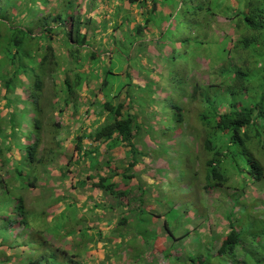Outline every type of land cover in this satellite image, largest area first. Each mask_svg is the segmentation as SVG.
Here are the masks:
<instances>
[{
    "label": "trees",
    "instance_id": "16d2710c",
    "mask_svg": "<svg viewBox=\"0 0 264 264\" xmlns=\"http://www.w3.org/2000/svg\"><path fill=\"white\" fill-rule=\"evenodd\" d=\"M115 1L118 7L111 17L115 23L120 15L122 20L120 26L114 27L129 24L131 7L138 4L143 24L131 31L141 33L151 22L149 43L145 44L144 38L143 43L129 38L126 45L130 49L137 43L140 48L135 56L123 58V61L126 60L124 83L117 87L113 98L123 91L129 111L126 109L123 112V102L112 104V97L109 100L104 96L107 101L100 104L101 108L98 106L99 112L86 110L84 113L86 117L91 113H105L108 120L76 137L74 150L77 160L79 164L85 160L86 166L78 170L75 178L79 180L70 184V188L88 185L119 199L130 193V188L125 194L115 191L113 171L108 169L113 149H128L124 157L128 160L127 166L120 172L123 179L130 182L139 177L138 166L145 157L143 151L137 149L135 141L146 149V139L157 142L159 151L155 152L169 159H172L171 151L180 152L178 145L184 141L188 153L192 154L186 159L192 162L188 164L190 170L187 173H171L173 169L167 165L162 170L163 180L165 177H178L180 184L190 191L183 193L184 198L196 203L204 193L203 189L224 195V198L214 202L216 211L213 210L219 215L218 220L223 216L219 222H224L228 228L219 253L233 252L238 243L240 246V241L246 239L247 228L246 225H236L235 216L245 208L242 203L252 184L264 182V90L256 88L257 85L264 87V67L258 62L264 64V0H237L232 7L231 0H152L151 8L146 6V0ZM102 2L0 0V102L3 101L0 107V115H3L0 117V264H96L97 254L105 253L102 247L98 250L93 248L97 245H92V237H103L98 228L94 236H88L89 230L85 228L79 232L81 237L73 230L76 225L90 222L89 219L95 217V209L102 207L93 204L89 208L87 204L92 201L91 198L85 199L82 207L73 201L63 205L66 196L39 186L44 176L53 174L49 169L50 159L57 160L62 154L61 144L55 140L61 124L54 123L51 117L45 123L43 118L51 116L55 110L63 113L62 107L68 106L71 101L74 102L73 114L84 108L82 101L77 103L75 93L77 89H87L92 79L90 73L82 71L84 64H93L98 57V53L89 50V40L94 39L95 32L108 24ZM98 7L100 12H91ZM225 9L228 10L227 15L220 16ZM101 14L104 15L98 22ZM219 17L225 22L221 26H217ZM219 30L220 34L216 35ZM180 31L184 32L183 39L171 45L174 33ZM234 34L237 39L231 44ZM166 36L168 38L163 39ZM116 41L113 40L114 46ZM139 56L144 57L146 64L137 61ZM203 56L211 57L210 63L216 71L212 79L209 78L201 86L203 82L198 84L193 77L187 78V72L192 74V67L197 65L194 62L197 63ZM252 69L258 71L252 73ZM104 74L103 79L99 72L95 74V77L101 76L98 78L103 82L100 81V88L106 84V75H114L110 68ZM254 76L257 79L251 80ZM47 86L56 95L55 103H52V98L45 102L48 99L44 96ZM20 91H26V95ZM194 103L199 104L194 120L197 127L187 121ZM29 113L34 118L28 123L25 119ZM140 115H146L147 120L140 122ZM79 118L84 122L83 115H80L74 122L76 125ZM50 131L53 137L46 140L44 134L49 135ZM189 133L193 134L191 141L188 140ZM176 136L180 140L173 143ZM3 140H6L5 144ZM83 140L101 143L105 150L101 165L112 172L107 178L98 177L97 182H93V171L100 172L102 169L98 160L101 147L86 150ZM66 162L68 164L69 160ZM193 162L196 167L202 166L201 175L196 168L193 169ZM56 169L60 172L59 167ZM70 171V176L68 173H61L59 177L54 175L56 182L63 175L73 179L74 172ZM185 177L199 179L203 189L194 192L189 184L182 182ZM62 182L59 180L58 186ZM142 183L135 188L141 190ZM195 184L200 188L198 183ZM161 186L166 189L167 184ZM35 189L44 190L41 192L48 196L39 195L28 207L25 196ZM153 197L149 195L152 200L145 204L143 196H140L135 209L120 212L123 215H119L113 231L126 225L131 218L133 223L135 220L139 222L136 229L139 239L141 231L148 236L146 227L149 228V222L159 226L161 219L160 226L169 232L167 224L175 221L178 214L171 212L172 206H167L168 202L172 204L171 201L159 204L157 197ZM188 203L191 206L193 202ZM156 204L162 207V214L155 211ZM197 207V212L185 210L186 216L198 215L204 219L205 207ZM230 207L231 210L224 214ZM67 208L73 209V223L67 221ZM143 208L146 215L139 219V211ZM262 210L264 213V205ZM31 215L33 219H30ZM166 216L169 221L163 220ZM259 223L264 228V219H260ZM36 224L40 228H34ZM45 229L71 243L77 235L75 239L79 241V250L69 252L50 246L41 236ZM123 239L125 236L117 234L107 241L117 247L124 242ZM105 245L103 242V249ZM84 252L86 258L82 257ZM131 253L134 254V251ZM95 258L96 261H90Z\"/></svg>",
    "mask_w": 264,
    "mask_h": 264
},
{
    "label": "rangeland",
    "instance_id": "374dc122",
    "mask_svg": "<svg viewBox=\"0 0 264 264\" xmlns=\"http://www.w3.org/2000/svg\"><path fill=\"white\" fill-rule=\"evenodd\" d=\"M151 1L152 0H146V6H149L151 8ZM237 0H231L230 6L232 7L233 3H235ZM84 3V2H83ZM102 4L104 6L102 7L103 10H105L106 19H107V25L105 28H100L99 32H95L96 37L92 40H89L90 48L89 50L94 51L98 53V57L94 61L93 64H84V69L82 73H90L92 76V79L90 81V84L88 85V88H82L81 91L77 89L75 93V99L77 103H81V101L84 103V108H79V112L75 115L74 112V102L71 101L68 106H63L64 109L63 113L58 112L55 110V112L50 116L46 115V117L43 118V121L46 123L49 121L50 117L53 118L54 123L61 124L60 131L58 132L56 136V141L61 144V155L60 157L55 160L54 158L51 161V165L49 166L50 172H52V175H46L43 177V181L40 182L41 187H44L43 189H49L54 190V192H58L60 196H66L67 200L63 203L66 204L68 201H73L78 206H83L85 204V199L88 200V198H91L92 201L87 204V206L92 207L93 204H99V202H103V199L106 197L105 194L99 190L91 189L88 185L85 187H77L76 189L70 188V184H73L75 181H78L79 178L75 175L77 174L78 170L83 169V167L86 166L85 160H83L80 164L76 157V150H74V144L76 142V137L81 135V132H90V130L96 128V126L105 124L108 120V115L104 113V115H99L97 113H91L89 116L86 117L84 113L86 110H89V112H99L98 106L100 104H103L105 101H107V97L110 100V96L112 97L111 103L117 104L119 102H123L124 109L123 112L127 109L129 111V106L127 105V101L125 100L124 92L122 91L120 95L116 98H113L116 96L117 93V87L121 86L123 82V77L125 75L126 70V60L123 61V58H128L130 56L133 57L139 52L137 43L133 44V46L130 47V49H127L126 45L130 39H135L138 42L145 39V44L149 43V31L151 22L149 23V26H146V29L142 30L141 33L135 32L133 33L131 30L132 28H138L142 26V16H141V9L139 8L138 4H135L132 6L131 11V17L128 19L131 22L129 24H124L121 28L114 27L115 25H119L121 19V15L118 18V20L115 23V19L112 18L113 12H115L116 8V1L115 0H103ZM100 7L93 8L91 12H100ZM125 9V8H124ZM230 10V9H229ZM164 12H167L165 10ZM228 13V10L222 11L220 16H226ZM104 14H101L99 19L97 21L99 22L102 20ZM124 22V21H123ZM224 22V19L219 17L217 20V26H221ZM115 28V29H113ZM223 29V28H222ZM221 30H219L216 35L220 34ZM183 31H180L179 33H174V37L172 38L171 45H176V42L180 39H183ZM91 35V34H89ZM125 35L127 38H125ZM236 36L233 35L231 39V44H234L236 42ZM144 38V39H143ZM168 38V36L163 37V39ZM170 38V37H169ZM113 40H118L115 42V46L113 45ZM125 40V44L120 43V41ZM113 45V46H112ZM154 45V44H153ZM128 46V45H127ZM146 46V45H145ZM132 54V55H131ZM195 54H198V52H195ZM210 56H203L198 59L197 63L194 62L197 65H194L192 67L193 73L190 74L187 71L188 77L187 78H194L198 84L203 82L201 86L206 84V81L210 78L212 79V76L214 75V72L216 71V68L213 67V65L210 63L211 60ZM137 61L141 64H146L145 59L143 56H139L137 58ZM259 66L264 64L262 61H259ZM216 66V65H215ZM108 68L113 70V76L112 75H106V84L102 88H100V81L102 80L98 79L99 77H95L96 72H99L100 75H103L105 71L108 70ZM258 69H252L251 72L255 73ZM260 71V69H259ZM93 74V75H92ZM105 75V74H104ZM104 75L102 76V79L104 78ZM135 75V74H134ZM257 78L251 77V80H256ZM123 82V83H122ZM258 83V82H257ZM51 84V83H49ZM121 84V85H120ZM58 87L59 85L56 84ZM47 86L45 88L44 96L45 102L48 101L50 98H52V103H55L57 101V98L55 97V93L53 92L52 88ZM256 88H260L264 90V87L256 86ZM22 95H26V91L19 92ZM3 101L0 102V107H2ZM101 108V106H100ZM199 110V104H191V108L188 113L187 121L193 126L197 127V123L195 120V116ZM149 111V110H148ZM83 115L84 122L80 121V118L78 119L77 125L75 120L78 116ZM3 116L2 114L0 117ZM34 118L31 113H29L25 119L26 122H30ZM140 122H144L147 120L146 115H140L139 119ZM82 122V123H81ZM86 133V134H87ZM190 134V133H189ZM188 140L191 141V138H193V134H190ZM53 137V134L45 135L44 138L46 140H50ZM176 139L173 143H178L180 140L179 137H174ZM34 137L32 138L33 141ZM4 144L6 143V140H3ZM147 141V149L146 147L139 144V142L135 141V145H137V149L139 151H143L145 154V157L140 161V164L138 166L139 171V177L134 178L132 180L134 183L138 181L140 183L141 180H143V187L140 189L134 188L132 192L128 193L127 195L121 196L119 199H108L103 203V206L110 205L113 208H115L118 205H121L120 209L117 211L114 210V216L119 219L120 212H130L131 210L135 209L138 206V200L140 196H143V201L145 204H147L152 199L149 198L150 196H156L159 200V204H161L162 201H171L172 204L169 202L167 203L171 208V212H175L177 217L175 218V221L169 222L167 224V229L169 232L165 230V228L161 227L162 219L159 221V226L150 225L151 222H149V228L146 227V231L148 233V236L144 234V231H141V239H139L136 236V229L138 228V220H135L133 223V220L130 218L129 222L122 226L121 229H119V234H122L125 236V239H123L124 242H122L119 246H115L114 243L111 241L108 242L107 239L109 238L108 235H103L102 238L98 237H92L94 240L92 242V245H97L96 247H93L94 249L97 248L98 250L102 247V252L105 253H99L97 254L98 259L96 264H264V228L260 225L259 220L264 219V213L262 210V204L264 203V182L262 184H252L251 189L247 192V200H245L242 204L245 206L235 216V222L236 225H246V239L242 241L241 245V252L237 250L238 253L234 252H223L222 254H217L216 252L210 253V248L214 247V234L215 232L222 234V237L227 234L226 228L227 226L224 224V222L220 223L219 220L223 216H221L218 220V214L213 213V210L216 211V208H214V202L218 198H224V195L217 192L218 194L212 192V190L203 189V186L201 184V181L199 179H191V178H184L186 181H182L183 183L189 184L190 189L194 192L199 190H205L204 193H202L197 198L196 201L187 200L184 198L183 193L186 192L187 194L190 192L189 189H186L184 185L180 184V180L178 177L166 179V177L163 180L164 173L162 172L163 168L167 165H170L172 167L171 173H181L185 172L187 173V170H190V166L188 164L192 162H187L186 159L190 158L192 154L188 153L186 143L182 141L178 147L181 148L180 152H173L171 151L172 155L170 156L172 159H169L168 157H164L163 154L157 153L155 151H159L158 149V143L154 141ZM28 143V141L26 142ZM198 145H200V142H197ZM82 145L85 146L86 150L89 148L101 147V143H94L88 140H83ZM176 148V145H174ZM166 147H168L166 145ZM13 148L11 149V153ZM127 148H121L117 150V153L121 154V168L123 171V168L127 165L128 160H125V153L127 152ZM192 152H196V150L191 149ZM101 159L99 167L101 169L100 172L103 171V166L101 165V162H103L102 155L104 154L103 148H101ZM161 152V151H160ZM85 157V156H84ZM200 157V155H198ZM55 160V161H54ZM67 160H69V163L66 164ZM77 160V162H76ZM195 162V161H194ZM193 162V164H194ZM192 165V164H191ZM60 169V172L58 171V168ZM193 169L196 168V171L201 172L202 166H197L194 164ZM70 170H73L74 177L73 179H67L64 175L62 177L57 178V182L59 180L63 181L59 186L56 182V176L59 177L61 173H68V176L72 175ZM48 172V170H47ZM100 172H94L92 173V176L94 177L93 182H97L98 177H102L105 175H102ZM87 173V172H85ZM112 173V172H111ZM108 175V173H107ZM116 174L115 181L118 185V187H123L124 184L126 185L127 182L125 180H122L119 176ZM184 175V174H183ZM201 175V173H200ZM64 177V178H63ZM63 178V179H62ZM92 179V180H93ZM194 181V182H193ZM195 183H198L200 185V188L196 186ZM89 184V182H88ZM161 184H167L166 189H163ZM130 188V186H127ZM44 191V190H41ZM41 191H38L35 189L32 193H28L25 196L26 204L29 207L32 200L39 195L43 197L44 195L48 196L47 194L42 193ZM117 194H125V193H117ZM146 195V196H145ZM153 197V198H154ZM252 199V200H251ZM187 201V202H186ZM107 202V203H106ZM188 202H193L192 205ZM203 206L205 207L203 209V212L206 214L207 220H214L212 226V230L208 229V226L206 225V219H202L200 216H186L185 210L191 209L195 212L198 211L197 206ZM184 206H187L186 208ZM189 206V207H188ZM80 207V208H81ZM155 211L157 213L162 214V207L159 205H155ZM214 208V209H213ZM231 210V207L228 209V211H225L224 214L229 212ZM145 209H141L139 211V219L141 216H145ZM255 212H258L255 217ZM68 216H66L67 221L69 223H73V209L67 208ZM185 214V217H182V215ZM123 215V214H122ZM37 215L36 217H38ZM33 215L30 216V219H33ZM89 218V216H88ZM147 218V217H146ZM188 218V219H187ZM169 218L168 216L164 217L163 220H166ZM89 223L86 224L87 229L89 230L88 236H94L97 230V216L94 218L92 217L89 219ZM212 225V223L210 222ZM215 229L213 230V228ZM245 227V226H244ZM84 229L81 225H76L74 227V233L77 232V230L82 231ZM109 232V231H106ZM187 233L186 237H180L182 234ZM211 233L212 240L207 239V236ZM46 237L47 240L53 244L56 248H63L69 252H76L77 248L79 250V247L77 246V242H79L76 237H81L78 233V236L76 235L72 243L67 242V240H57L58 238L47 229L46 231ZM110 234L117 235L118 230L115 232H110ZM103 242L106 244L105 249H103ZM100 245V247H98ZM114 250V253H113ZM134 251V254L131 252ZM116 256H115V255ZM119 254V255H117ZM83 258H86V253L84 252V255H82ZM106 259V261H104ZM108 259V260H107ZM83 260V259H82ZM90 261H96L95 259H92Z\"/></svg>",
    "mask_w": 264,
    "mask_h": 264
},
{
    "label": "clouds",
    "instance_id": "9594fccd",
    "mask_svg": "<svg viewBox=\"0 0 264 264\" xmlns=\"http://www.w3.org/2000/svg\"><path fill=\"white\" fill-rule=\"evenodd\" d=\"M104 97V96H103ZM105 98V97H104ZM106 102V101H105ZM104 102V103H105ZM118 149H116V151H117ZM103 151H105L104 149H103ZM112 154H113V151H111V158H112ZM111 158H110V160H111ZM109 160V161H110ZM109 170H111V171H113V173H112V175L114 176L113 178H112V182L116 185V189H115V191L118 193H125L126 191H127V189H129L127 186H130V183L128 182V180H125V179H123V177H122V175H121V172H120V170H121V168H119V166L121 167V154H119V153H117V155H116V157H115V155L113 154V161L111 162H109ZM127 166V165H126ZM125 166V167H126ZM104 169H106L107 170V172H108V175L107 176H102V177H104V178H107L108 176H109V174H111L110 173V171H108V169L107 168H105L104 166H103V170ZM118 173V175L117 176H119L122 180H125V182H127V184L125 185L124 184V186L123 187H118V185H117V183H116V181L114 180L115 179V177H116V174ZM133 190H130V192H132ZM102 193V192H101ZM105 198L103 199V202H99V204H96V205H99V206H101L102 208H100V209H95V215H98V214H100V213H103V211H104V208H105V206H103V203H105V201H107L108 199H110V200H112V199H114L112 196H110V195H106L105 194ZM247 200V199H246ZM252 200V199H251ZM262 205H264V203L262 204ZM121 205H118V206H116L115 208H113V210H115V211H117L118 210V208H121L120 207ZM241 212V211H240ZM258 212H255V217L254 218H256V214H257ZM120 215V214H119ZM122 215V214H121ZM120 215V216H121ZM205 219V218H204ZM118 220L119 219H116V223H115V225L118 223ZM82 226V225H81ZM124 226V225H123ZM212 226H214V224H213V220H212V225H210V228H208V229H210V230H212ZM84 228H86V225H84L83 226ZM122 227V226H121ZM34 228H40V226L39 225H37L36 224V226H34ZM121 229V228H120ZM215 229V227L213 228V230ZM49 230V229H48ZM46 231H47V229H45L42 233H41V236H42V238L50 245V246H54L53 244H51L48 240H47V237H46ZM51 232L54 234V232L51 230ZM226 232H227V234H228V230L226 229ZM225 233V232H224ZM224 233H222V234H219V233H217V232H215V234H214V247H212V248H210L209 250H210V253L211 252H216L217 254H219L220 255V253H219V249H220V246H221V243L223 242V240L226 238V236H227V234L226 235H224L223 237H222V235L224 234ZM55 235V234H54ZM56 236V235H55ZM187 236V233H185V234H182L180 237H186ZM57 237V236H56ZM58 238V237H57ZM212 235H211V233L207 236V239H209V240H212ZM57 240H63L62 238H58ZM241 245H242V240L240 241V246H239V243H238V245L236 246V248H234V251H235V253H238L237 252V250L239 251V253L241 252ZM55 248V247H54ZM233 251V252H234Z\"/></svg>",
    "mask_w": 264,
    "mask_h": 264
},
{
    "label": "crops",
    "instance_id": "0c3cea01",
    "mask_svg": "<svg viewBox=\"0 0 264 264\" xmlns=\"http://www.w3.org/2000/svg\"><path fill=\"white\" fill-rule=\"evenodd\" d=\"M102 148V147H101ZM101 148H100V150H101ZM99 150V153H100V156H99V159H101V151ZM113 151V154L115 155V157H116V155H117V151H116V149H113L112 150ZM113 154H112V158H111V162L113 161ZM98 159V160H99ZM100 162V161H99ZM102 175H105V176H107V170L106 169H104L102 172H100ZM141 182H143V180H141L140 181V183ZM130 183V190H133L136 186H137V184H139V183H134L133 181H130L129 182ZM141 186H143V184L141 185ZM107 203V202H106ZM110 208H112V206H110V205H108L107 204V206L104 208V211H103V213H100V214H98V215H95V216H97V222H96V225H97V227H98V229L103 233V235H108L109 237L110 236H112L113 234H110V232H115V230L113 231V227L115 226V223H116V217L114 216V210L112 209V210H109ZM206 222V225L208 226V228H210V222L212 223V220H208V221H205ZM214 222V221H213ZM89 223V222H88ZM87 223V224H88ZM84 225H86V224H84ZM83 224H82V226H84ZM85 229H87V226H86V228ZM74 230V229H73ZM106 231H109V232H106ZM97 232V231H96ZM95 232V233H96ZM76 233H79V230H77V232ZM118 234H119V230H118ZM113 236H115V235H113ZM89 247H90V245H89Z\"/></svg>",
    "mask_w": 264,
    "mask_h": 264
}]
</instances>
